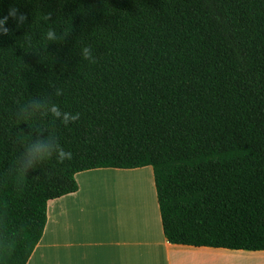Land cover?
<instances>
[{"label": "trees", "instance_id": "16d2710c", "mask_svg": "<svg viewBox=\"0 0 264 264\" xmlns=\"http://www.w3.org/2000/svg\"><path fill=\"white\" fill-rule=\"evenodd\" d=\"M13 2L29 22L0 38V264H27L48 202L98 168L152 167L173 244L264 250V0H0V13ZM33 97L79 118L34 122L72 157L20 173L30 129L13 114Z\"/></svg>", "mask_w": 264, "mask_h": 264}, {"label": "crops", "instance_id": "0c3cea01", "mask_svg": "<svg viewBox=\"0 0 264 264\" xmlns=\"http://www.w3.org/2000/svg\"><path fill=\"white\" fill-rule=\"evenodd\" d=\"M134 173L151 178L155 209L151 216L119 210L126 199L118 202L116 196L113 203L108 185H98L100 179H111L110 175ZM75 177L79 184L76 192L48 202L44 233L27 264H264V250L169 242L163 231L151 166L91 169Z\"/></svg>", "mask_w": 264, "mask_h": 264}, {"label": "clouds", "instance_id": "9594fccd", "mask_svg": "<svg viewBox=\"0 0 264 264\" xmlns=\"http://www.w3.org/2000/svg\"><path fill=\"white\" fill-rule=\"evenodd\" d=\"M28 22V13L13 2L9 5L6 13H0V38L13 36L17 30L24 28ZM40 38L49 44L60 40L57 31L51 26L41 34ZM21 47L25 51H35L30 35H25L24 44ZM79 54L82 59L87 60L89 63L96 62V57L88 46L81 47ZM55 95H61V91L57 89ZM13 115L14 120L19 125L26 123L30 129L27 132L24 130L25 134L18 137L22 145V149L15 159V167L18 172L27 173L53 159L57 163L71 159L72 153L65 150L53 132L39 123H36L35 128H33V123L41 118L51 117L53 121L68 126L79 118L77 113L62 109L50 98L33 97L19 103Z\"/></svg>", "mask_w": 264, "mask_h": 264}, {"label": "rangeland", "instance_id": "374dc122", "mask_svg": "<svg viewBox=\"0 0 264 264\" xmlns=\"http://www.w3.org/2000/svg\"><path fill=\"white\" fill-rule=\"evenodd\" d=\"M136 175L140 176V177H143L144 178V183L143 184H138V183H135V184H132L130 186V190H136L137 192H139L137 194V198L135 195H131V193H126L125 195L121 196L119 195L115 189L113 190V186H115V181H111V180H108L106 179V182L105 180H102L100 179L98 181V185H108V188L111 189V194H110V197H111V200L112 202L114 203L115 200H116V196H117V200L118 202H123L122 198H125L126 200H124V207H119V210H122V211H127L128 214H132L133 212H137L136 215L137 216H140L142 215L139 211H146V215L149 214L148 216H151V210H155L154 209V203H153V200L151 198L152 196V190H153V184L151 182V178L147 175H143L141 173H134V174H119V175H110L109 177H115V176H124V177H128V176H131V177H135ZM108 178V177H106ZM148 178V179H147ZM150 181V185H148V181ZM141 186V187H140ZM138 188V189H137ZM141 189V190H140ZM129 195V196H128ZM134 196V197H133ZM122 206V205H120ZM140 208V209H139ZM145 217V216H143Z\"/></svg>", "mask_w": 264, "mask_h": 264}, {"label": "bare ground", "instance_id": "6f19581e", "mask_svg": "<svg viewBox=\"0 0 264 264\" xmlns=\"http://www.w3.org/2000/svg\"><path fill=\"white\" fill-rule=\"evenodd\" d=\"M111 179H109V180H111V181H115V186H113V190L115 189V191L119 194V195H121V196H123V195H125L126 193H131V195L133 194V195H135L136 196V198H137V194L139 193V192H137L136 190L134 191V190H130L129 188H130V186L132 185V184H135V183H138V184H143L144 183V178L143 177H140V176H138V175H136L134 178L133 177H131V176H128V177H124V176H115V177H110ZM148 179V178H147ZM148 181V185H150V181L149 180H147ZM136 185V184H135ZM141 187V186H140ZM138 189V188H137ZM141 190V189H140ZM129 196V195H128ZM134 197V196H133ZM146 212V211H145ZM144 211L142 212V211H140V213L142 214V216H147L146 215V213H145Z\"/></svg>", "mask_w": 264, "mask_h": 264}]
</instances>
